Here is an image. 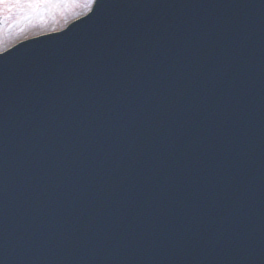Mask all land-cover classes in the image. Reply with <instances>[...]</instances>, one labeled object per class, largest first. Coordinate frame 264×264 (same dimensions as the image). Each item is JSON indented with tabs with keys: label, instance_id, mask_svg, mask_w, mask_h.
Wrapping results in <instances>:
<instances>
[{
	"label": "water",
	"instance_id": "obj_1",
	"mask_svg": "<svg viewBox=\"0 0 264 264\" xmlns=\"http://www.w3.org/2000/svg\"><path fill=\"white\" fill-rule=\"evenodd\" d=\"M111 1L0 56V264H264V0Z\"/></svg>",
	"mask_w": 264,
	"mask_h": 264
},
{
	"label": "rangeland",
	"instance_id": "obj_2",
	"mask_svg": "<svg viewBox=\"0 0 264 264\" xmlns=\"http://www.w3.org/2000/svg\"><path fill=\"white\" fill-rule=\"evenodd\" d=\"M90 4L83 0L0 4V51L19 40L61 29L84 14Z\"/></svg>",
	"mask_w": 264,
	"mask_h": 264
},
{
	"label": "snow or ice",
	"instance_id": "obj_3",
	"mask_svg": "<svg viewBox=\"0 0 264 264\" xmlns=\"http://www.w3.org/2000/svg\"><path fill=\"white\" fill-rule=\"evenodd\" d=\"M39 2H48V0H0V4L15 3V4H33ZM85 3H95L96 0H83Z\"/></svg>",
	"mask_w": 264,
	"mask_h": 264
}]
</instances>
